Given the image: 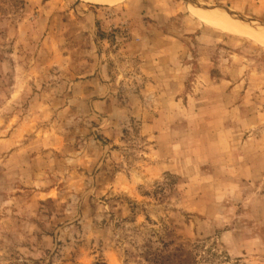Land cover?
Returning a JSON list of instances; mask_svg holds the SVG:
<instances>
[{"label": "rangeland", "instance_id": "1", "mask_svg": "<svg viewBox=\"0 0 264 264\" xmlns=\"http://www.w3.org/2000/svg\"><path fill=\"white\" fill-rule=\"evenodd\" d=\"M196 11L264 32V0H0V264H264V46Z\"/></svg>", "mask_w": 264, "mask_h": 264}, {"label": "bare ground", "instance_id": "2", "mask_svg": "<svg viewBox=\"0 0 264 264\" xmlns=\"http://www.w3.org/2000/svg\"><path fill=\"white\" fill-rule=\"evenodd\" d=\"M96 3L105 4V5H114L118 3L120 0H94ZM207 9V8H206ZM212 13V12H211ZM216 13V12H215ZM221 13V11H220ZM196 14H198V17L202 20V22H205L211 26H214L216 28L221 29L224 32L231 33V34H237L242 36H248L251 39L255 40L259 44L264 46V32L257 31L254 28L247 27V26L239 24V22H232L228 21L226 17L221 18L218 15L214 14H207L201 11H196ZM230 14V13H229ZM223 15V14H221ZM235 14H233L234 16ZM240 20V19H239ZM245 20V19H244ZM252 27V26H251ZM258 27V26H255ZM260 28V27H258ZM263 29V28H262Z\"/></svg>", "mask_w": 264, "mask_h": 264}, {"label": "trees", "instance_id": "3", "mask_svg": "<svg viewBox=\"0 0 264 264\" xmlns=\"http://www.w3.org/2000/svg\"><path fill=\"white\" fill-rule=\"evenodd\" d=\"M186 249L185 247L176 248L173 251L165 252L163 255H155L152 257V263L154 264H200L199 257L195 250Z\"/></svg>", "mask_w": 264, "mask_h": 264}]
</instances>
